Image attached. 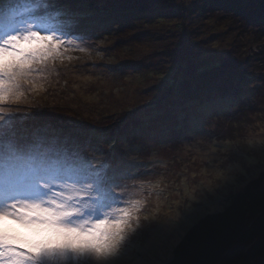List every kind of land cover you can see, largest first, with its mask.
<instances>
[{
    "label": "snow or ice",
    "instance_id": "snow-or-ice-1",
    "mask_svg": "<svg viewBox=\"0 0 264 264\" xmlns=\"http://www.w3.org/2000/svg\"><path fill=\"white\" fill-rule=\"evenodd\" d=\"M27 5L21 9L8 0L3 4L8 26L0 37V264H54L59 253L69 254L68 264H134L141 244L149 241L136 232L140 223L135 206L125 205L135 188L131 182L154 174L135 162V153L142 149L127 140L119 141L123 151L106 149L109 141L79 135L70 121L10 110L31 73L56 61L74 41L82 50L91 46L93 0L75 7L56 0H28ZM186 8L178 5L176 11ZM188 36L178 37L173 45L178 66L195 47ZM212 108L205 104L200 111ZM210 119L205 116L202 130ZM243 149L226 150L212 205L219 204L226 187L238 188V178L262 162L251 151L255 147Z\"/></svg>",
    "mask_w": 264,
    "mask_h": 264
},
{
    "label": "trees",
    "instance_id": "trees-1",
    "mask_svg": "<svg viewBox=\"0 0 264 264\" xmlns=\"http://www.w3.org/2000/svg\"><path fill=\"white\" fill-rule=\"evenodd\" d=\"M8 2L18 4L21 9L28 7V0ZM56 2L75 7L84 0ZM3 4L4 0H0V17L6 16ZM178 5L187 8L177 12ZM92 15L95 21L90 25L89 53L95 59L100 57L102 64L89 65L102 68L104 79L126 82V78L150 77L157 80L151 90L164 96L162 102L180 91L191 104L204 95L214 98L217 94L220 104L227 107L236 100L244 102V95L254 89L256 100H247L242 106L252 108L258 101L264 103V0H245L244 4L235 0H93ZM108 18L114 21L110 25L105 23ZM7 26L8 22L0 26V37L6 33ZM139 27L143 29L141 33ZM185 33L195 47L178 66L172 58L173 45ZM102 43L105 50H100ZM71 49L79 50L75 41ZM143 58H154L149 61L151 70L147 68L145 73ZM120 104L116 99L107 101V109L97 120L93 107L89 119L76 109L77 122L69 118L64 121L59 113L66 112L58 108L29 111L45 113L48 119L58 123L70 121L75 130L79 126L90 131L112 130L141 109L140 106L118 109ZM150 105V101L145 104ZM201 106L197 114L202 113ZM244 108L228 113L225 119H234ZM165 131L155 132L162 137ZM133 132L144 140L154 131L135 127ZM116 139V135L108 137L111 147L121 145ZM156 163L161 168L166 160ZM165 264H264V170L238 192L230 194L222 211L206 214L193 224Z\"/></svg>",
    "mask_w": 264,
    "mask_h": 264
},
{
    "label": "rangeland",
    "instance_id": "rangeland-1",
    "mask_svg": "<svg viewBox=\"0 0 264 264\" xmlns=\"http://www.w3.org/2000/svg\"><path fill=\"white\" fill-rule=\"evenodd\" d=\"M6 22V16L0 17V26L6 25ZM142 30L138 28L139 33ZM75 46L79 50L73 52L71 48L67 51L62 49L60 58L49 62L42 71L31 73L22 84L17 104L10 110L20 109L30 113L29 110L33 108H58L66 112L59 113L64 121L69 118L77 122L74 110L80 109L85 119H89L93 107L95 118L100 117L107 109V101L113 99L120 101L121 107L118 109L140 106L141 109L129 115L116 129L90 131L79 126L76 131L94 141H108V137L116 135L118 139L115 141L119 144L120 140H127L130 145L142 149L135 153V162L144 166L142 171L154 174L131 182L135 188L125 205L135 206L140 223L136 232H143L144 240L149 241L141 244L134 256V264H165L172 258L173 248L193 224L206 214L222 211L230 194L238 192L264 170V103L258 101L252 108L242 106L247 100H256L254 89L244 95V102L236 100L227 107L220 104L222 101L217 94L214 98L204 95L191 104V100L180 91L162 102L164 96L151 90L157 80L140 76L126 78V82L115 78L104 79L102 68L91 67L92 63L94 66L102 64L100 57L95 59L89 53L92 45L83 50L77 42ZM103 47H106L104 43L100 50L106 49ZM143 59L142 72L145 73L147 68L151 70L149 61L154 58ZM157 64L163 67V64ZM105 92L108 94L105 95ZM147 101H150L149 107L145 106ZM201 103L216 104L212 105L211 112L197 114L199 105H203ZM23 105L24 109L21 108ZM239 107L244 109L240 110L238 116L232 120L225 119L229 117L228 113H235ZM207 115L211 119L202 130L201 125ZM135 127H145L154 131L153 135L150 132L144 140L138 139L139 134L133 132ZM156 129L166 131L159 137ZM201 131V134H197ZM111 142L105 144L106 149L111 146ZM235 146L243 147L242 151L255 147L251 151L262 162L250 167L246 175L238 178V188L226 187L219 194V204L212 205L210 200L217 199L213 195L220 183L218 173L223 171L221 165L229 155L226 150ZM116 150L120 152L124 149L118 145ZM157 160H166V163L160 168ZM145 216L149 219L145 220ZM135 224L136 221H133L134 227ZM4 226L12 227L8 223ZM68 259V253L56 254L54 264H68ZM116 264H123V261H117Z\"/></svg>",
    "mask_w": 264,
    "mask_h": 264
}]
</instances>
